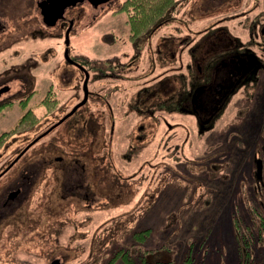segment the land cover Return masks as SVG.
Instances as JSON below:
<instances>
[{"label": "flooded vegetation", "instance_id": "1", "mask_svg": "<svg viewBox=\"0 0 264 264\" xmlns=\"http://www.w3.org/2000/svg\"><path fill=\"white\" fill-rule=\"evenodd\" d=\"M114 2L77 0L59 15L58 5L49 6V0H0V118H15L0 132V179L10 178L0 183V230L24 219L33 198L63 197L65 190L88 207L84 189L93 174L90 157L102 141L109 151L114 140L120 159L130 164L150 146L146 136L151 131L157 145L152 171L159 177L168 152L185 170L196 165L178 156L187 157L189 140L190 147L203 148L199 167L209 171L206 180L221 179L224 167H217L218 158L209 160L213 155L205 134L217 129L219 116L236 95L239 112L253 95L241 88L256 87L264 71V0H171L169 16L157 20L165 10L145 30L130 29L124 40L111 27H97L118 13L123 0L110 11L114 14L100 15ZM101 33L108 51L97 60L88 56L95 54L88 43L81 48L79 43ZM260 129L255 142L240 146L235 139L232 165L243 179L235 189V197L243 200L235 213V232L237 216L245 214L248 242L256 244H264V118ZM53 132L55 137L49 136ZM39 141L41 158L34 165L26 155ZM215 144L218 156L223 148ZM54 145L59 148L55 153ZM10 148L13 154L4 157ZM39 177L46 181L32 191ZM47 180L54 191L52 184L46 187ZM10 236L9 245L14 242ZM239 248L241 256H249L245 246ZM57 256L51 263L60 264ZM147 260L156 264L160 259Z\"/></svg>", "mask_w": 264, "mask_h": 264}, {"label": "rangeland", "instance_id": "2", "mask_svg": "<svg viewBox=\"0 0 264 264\" xmlns=\"http://www.w3.org/2000/svg\"><path fill=\"white\" fill-rule=\"evenodd\" d=\"M119 1L106 6L99 14H114L110 11ZM124 2L117 8L118 13L109 18L110 22L97 26L101 31L113 28L111 30L121 40L131 29L132 6L125 10ZM177 12V15L182 14V10ZM169 14L166 10L157 20ZM200 26L199 22L195 27ZM102 34H97L99 38L95 39H90L88 34L79 43L80 48L88 43L90 51L92 49L95 53L88 51V56L92 58L96 55L97 60L108 51ZM259 73L256 87L247 86L246 92L244 86L241 88L245 95L253 94L250 100L245 99L237 112L238 105L234 107V101L239 95L233 97L219 116L215 125L217 129L205 134L208 152L213 155L209 156V160L215 163L218 158L217 167H224L218 182L210 178L206 180L209 171L199 167V161L204 162L199 159V156H204L203 148L190 147L189 140L185 143L186 150L189 147L187 157L178 156L186 163L194 160L196 165L185 170L183 164L170 160L168 152L164 154L167 162L162 164L159 177L154 176L152 171V163L157 158H154L157 145L151 141V131L146 136L150 146L144 148L138 160L130 164L120 159L114 140L108 144L109 151L103 149L106 144L102 141L90 157V170L94 176L91 175L90 185L85 183L84 189L89 206L83 207V202L71 198V194L65 193V190L63 197L57 194V198H33L31 205L26 207L24 219L16 220L11 226L0 230V264H51V258L57 255L60 264H105L117 251L123 250L131 254L129 257L134 256L135 260L140 254L144 260H167L159 264H264V244L248 242V231L243 225L248 221L245 214L237 216L238 230L235 232V215L239 214L238 208L241 209L243 204L240 196L235 197V189L243 179L239 173L235 174L232 167L236 158L235 139L243 146L255 142L257 134L263 132L261 129L258 132V129L264 118L261 113L264 105V71L260 70ZM255 109L256 114L252 113ZM14 122L15 118L12 117L0 118V132ZM55 135L56 132L49 134L51 137ZM215 142L223 148L218 156H215ZM31 148L26 157L37 165L41 158L40 141ZM57 150L59 148L54 145L53 153ZM194 151L202 153L195 154ZM12 154L10 148L4 157L9 158ZM206 165H210V162ZM190 173L196 175L194 181ZM9 180L5 175L0 183ZM45 181V178L39 177L32 191L40 190V184ZM47 182L46 187L52 184L54 191L53 183ZM212 186L215 187L214 192L211 191ZM78 190L83 189L79 187ZM9 233L14 239L10 245L6 239ZM240 246L249 250L250 257L240 255ZM110 264L130 263H126L125 256L119 255Z\"/></svg>", "mask_w": 264, "mask_h": 264}, {"label": "trees", "instance_id": "3", "mask_svg": "<svg viewBox=\"0 0 264 264\" xmlns=\"http://www.w3.org/2000/svg\"><path fill=\"white\" fill-rule=\"evenodd\" d=\"M171 0H125L123 4V9H127L129 6H132L131 8V29L134 32L145 30L152 21L160 14H162L170 5ZM0 143L2 140V135L0 136ZM144 251H147L146 249ZM125 256L126 263L130 264H155L154 261L150 260H143V262H136V260L133 257H129L128 255H131L130 253H127L126 251H117L115 255L111 257L109 262L105 264H110L116 259V256ZM138 257H141V254L138 255ZM159 262H156V264H159ZM99 264V263H97Z\"/></svg>", "mask_w": 264, "mask_h": 264}, {"label": "water", "instance_id": "4", "mask_svg": "<svg viewBox=\"0 0 264 264\" xmlns=\"http://www.w3.org/2000/svg\"><path fill=\"white\" fill-rule=\"evenodd\" d=\"M75 1H77V0H61V3L58 5V4H55L54 0H53V2H52V0H49V6H51V4H52V6L58 5L57 8L59 9V15H60L62 10L64 9V7L66 5H68L70 3H73ZM79 1H81V0H79ZM91 1L94 2V3H98V2H101V1L105 2L107 0H91ZM55 263L56 262H52L51 264H55Z\"/></svg>", "mask_w": 264, "mask_h": 264}]
</instances>
